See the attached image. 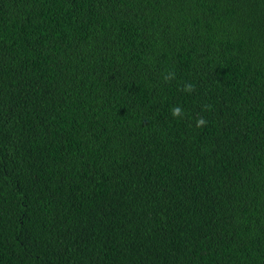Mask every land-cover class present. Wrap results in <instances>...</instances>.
Instances as JSON below:
<instances>
[{
	"label": "trees",
	"instance_id": "1",
	"mask_svg": "<svg viewBox=\"0 0 264 264\" xmlns=\"http://www.w3.org/2000/svg\"><path fill=\"white\" fill-rule=\"evenodd\" d=\"M0 264H264V0H0Z\"/></svg>",
	"mask_w": 264,
	"mask_h": 264
},
{
	"label": "clouds",
	"instance_id": "2",
	"mask_svg": "<svg viewBox=\"0 0 264 264\" xmlns=\"http://www.w3.org/2000/svg\"><path fill=\"white\" fill-rule=\"evenodd\" d=\"M178 112H179V109H178V108L173 109V114H174V115L177 114Z\"/></svg>",
	"mask_w": 264,
	"mask_h": 264
}]
</instances>
